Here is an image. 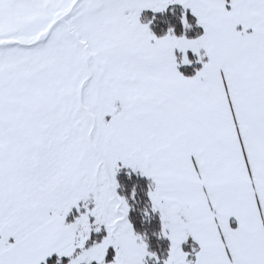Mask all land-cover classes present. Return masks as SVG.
I'll return each instance as SVG.
<instances>
[{"label":"snow or ice","instance_id":"obj_1","mask_svg":"<svg viewBox=\"0 0 264 264\" xmlns=\"http://www.w3.org/2000/svg\"><path fill=\"white\" fill-rule=\"evenodd\" d=\"M0 264H264V0H0Z\"/></svg>","mask_w":264,"mask_h":264}]
</instances>
